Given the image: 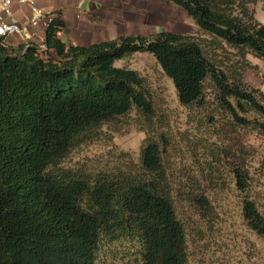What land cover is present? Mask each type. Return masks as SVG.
I'll return each mask as SVG.
<instances>
[{
    "label": "trees",
    "instance_id": "1",
    "mask_svg": "<svg viewBox=\"0 0 264 264\" xmlns=\"http://www.w3.org/2000/svg\"><path fill=\"white\" fill-rule=\"evenodd\" d=\"M164 1L182 7L202 35L164 31L66 44L58 14L42 44L12 46L0 36V264H99L106 249L121 247L139 264H188L178 205L211 216L205 187L211 179L173 178L163 157L167 141L148 136L138 161L122 153L123 161L97 172L64 165L73 149L132 111L151 134L157 109L145 78L116 66L136 53L154 56L181 105L204 107L211 92L213 134L224 140L212 156L248 196L255 155L238 136L264 135V91L244 82L253 67L248 55L264 61V24L255 18L254 0ZM211 50L236 61L225 65ZM242 214L264 238L257 203L245 199Z\"/></svg>",
    "mask_w": 264,
    "mask_h": 264
},
{
    "label": "rangeland",
    "instance_id": "2",
    "mask_svg": "<svg viewBox=\"0 0 264 264\" xmlns=\"http://www.w3.org/2000/svg\"><path fill=\"white\" fill-rule=\"evenodd\" d=\"M251 7L256 20L264 24V0H254ZM187 15L182 14L178 19L168 16L170 23L176 25L175 32L201 36ZM203 37L209 36L203 34ZM210 54H215L225 65L236 61L232 54L222 50H211ZM248 60L253 67L245 70L244 82L264 91V61L252 54L248 55ZM116 66L137 70L145 78L157 109L154 124L149 128L151 134L144 130L148 128L144 120L132 111L105 125L97 138L73 149L64 161L65 167L97 172L123 161L122 153L138 161L148 136H154L162 144L167 141L163 157L173 178L196 176L204 179L207 175L211 179L205 185L214 206L211 216L196 212L184 202L178 205V215L187 233L188 264H264V238L247 225L242 214L245 199L254 200L264 213V135L244 133L238 136L255 155L249 163L251 189L248 196L243 195L236 189L234 177L224 162L212 156L224 140L213 134L210 117L216 112L211 92H206L204 107L181 105L172 80L150 53H136L126 61H118ZM262 166L263 174L260 173ZM99 264H139V261L128 247H121L106 249L100 255Z\"/></svg>",
    "mask_w": 264,
    "mask_h": 264
},
{
    "label": "crops",
    "instance_id": "3",
    "mask_svg": "<svg viewBox=\"0 0 264 264\" xmlns=\"http://www.w3.org/2000/svg\"><path fill=\"white\" fill-rule=\"evenodd\" d=\"M35 6L43 11L42 16L36 17L30 5L13 0L9 6L11 14L7 15L0 1V25L5 20L22 28L21 32L5 36L9 45L42 44L49 21L58 14L66 23L59 37L66 44L82 46L124 35L176 33V25L170 23L168 16L178 19L187 15L179 5L164 0H35Z\"/></svg>",
    "mask_w": 264,
    "mask_h": 264
},
{
    "label": "built area",
    "instance_id": "4",
    "mask_svg": "<svg viewBox=\"0 0 264 264\" xmlns=\"http://www.w3.org/2000/svg\"><path fill=\"white\" fill-rule=\"evenodd\" d=\"M1 1V8L3 12L7 15H10L11 12L9 10V6L11 5L13 0H0ZM19 3L30 5L36 15V17H40L43 14V11L38 9L35 6V0H16ZM35 23V22H34ZM22 28L21 26L16 22H8V21H2L0 25V36H7L8 34L21 32Z\"/></svg>",
    "mask_w": 264,
    "mask_h": 264
}]
</instances>
